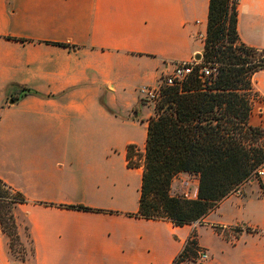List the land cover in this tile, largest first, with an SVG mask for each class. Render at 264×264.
Segmentation results:
<instances>
[{"label":"crops","instance_id":"obj_1","mask_svg":"<svg viewBox=\"0 0 264 264\" xmlns=\"http://www.w3.org/2000/svg\"><path fill=\"white\" fill-rule=\"evenodd\" d=\"M208 3L0 0V178L25 198L13 214L32 246L29 259H16L0 229V264H172L190 232L210 264H264L255 179L202 222L133 215L141 167L127 165V145L143 152L154 110L137 88L202 55ZM237 8L239 40L264 49V0H238ZM263 71L251 77V107L264 95ZM248 123L264 126L252 112Z\"/></svg>","mask_w":264,"mask_h":264},{"label":"trees","instance_id":"obj_2","mask_svg":"<svg viewBox=\"0 0 264 264\" xmlns=\"http://www.w3.org/2000/svg\"><path fill=\"white\" fill-rule=\"evenodd\" d=\"M237 4L238 0L208 3L201 56L215 65L216 72L201 79L196 67L179 84L164 85L147 119L143 152L133 143L127 145V165L141 167L135 216L168 219L175 225L202 222L264 161V140H260L264 127L248 123L251 77L263 64L253 61L259 56L257 49L239 40ZM180 172L197 177L195 198L170 194L172 179ZM24 201L20 191L0 178V229L11 252L14 244L5 220L17 236L13 208ZM65 206L91 209L82 204ZM24 229L32 253L27 224ZM195 245V240L190 241L177 262L191 259ZM24 256L25 250L19 258Z\"/></svg>","mask_w":264,"mask_h":264},{"label":"built area","instance_id":"obj_3","mask_svg":"<svg viewBox=\"0 0 264 264\" xmlns=\"http://www.w3.org/2000/svg\"><path fill=\"white\" fill-rule=\"evenodd\" d=\"M200 39L202 36H198ZM261 49H257V53L259 56L253 59L254 62H261L263 64L262 70H264V52H261ZM198 68V72L200 74L201 79L206 76L213 75L216 72L215 65L210 64L208 62H204L202 58L196 59L195 57H191L188 60H179L175 61L171 64L169 69L162 70L160 75L154 85L142 84L137 88L138 98L141 102H152L156 103L161 97L162 87L164 85H174L179 84L189 73L193 71L194 68ZM255 104L251 107L250 104V112L256 114L261 122H264V95L255 96ZM249 112V113H250ZM252 178H259L264 180V161L256 166L252 173ZM237 191V190H236ZM195 194V191H194ZM197 221H195L196 223ZM246 230V228H245ZM249 232H258V228H248ZM195 236L194 232H190L184 246L180 250V252L174 257L172 260V264H179L177 261L183 251V248L190 243V241H194ZM195 257L194 259H187L194 264H210L211 256L210 253L204 248L200 246H195L194 248ZM182 262V261H181Z\"/></svg>","mask_w":264,"mask_h":264},{"label":"rangeland","instance_id":"obj_4","mask_svg":"<svg viewBox=\"0 0 264 264\" xmlns=\"http://www.w3.org/2000/svg\"><path fill=\"white\" fill-rule=\"evenodd\" d=\"M201 58H202V56H201ZM263 74H264V71H263ZM142 103L146 104V106H147L146 108H148V109H150L151 106H153V108H154L155 104H156V103H152V102H142ZM260 140H262V141L264 140V134L260 138ZM179 174H181V175H179ZM196 179H197V177L194 174H189V173H186V172L178 173L172 179L171 185H172V183L174 185L173 186L170 185V194H172V195H180V196H183V197H186V198H190V199L195 198L196 197V192H197V184H198V180L196 182ZM251 179L257 180L259 185H260L261 191L264 192V187H263L262 180L259 179V178H251ZM194 191H195V194H194ZM237 191H235V192H237ZM3 212L5 213V209H3ZM4 216H6V214ZM193 223H195V221ZM5 224H6L7 231L10 233V238H11L13 244H14L13 245V250H12V255L16 259H20L19 258L20 255L24 254V250H25V256H24L25 258L24 259H29L31 253L29 251V243H28V240L26 238V233H25V229H24V226H25L24 221H21V222L18 221L19 225L17 226V232H18L17 236L15 235V233L13 232L12 227L10 226V221L9 220H5ZM202 236H203V238L211 239L210 233L207 230H205V229L202 230ZM19 242L22 243V246H20ZM195 246H198L197 243H196ZM205 249L208 251L207 248H205ZM190 257H191V259H194L195 252H193L190 255Z\"/></svg>","mask_w":264,"mask_h":264},{"label":"water","instance_id":"obj_5","mask_svg":"<svg viewBox=\"0 0 264 264\" xmlns=\"http://www.w3.org/2000/svg\"><path fill=\"white\" fill-rule=\"evenodd\" d=\"M200 57H201V54H197V55L195 56L196 59H199Z\"/></svg>","mask_w":264,"mask_h":264}]
</instances>
